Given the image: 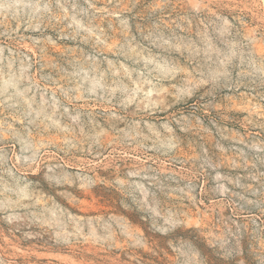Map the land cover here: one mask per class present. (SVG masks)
<instances>
[{
    "label": "rangeland",
    "instance_id": "obj_1",
    "mask_svg": "<svg viewBox=\"0 0 264 264\" xmlns=\"http://www.w3.org/2000/svg\"><path fill=\"white\" fill-rule=\"evenodd\" d=\"M0 264H264V0H0Z\"/></svg>",
    "mask_w": 264,
    "mask_h": 264
}]
</instances>
